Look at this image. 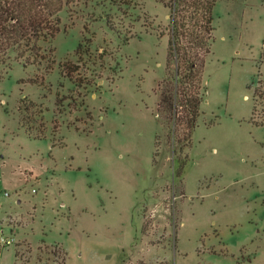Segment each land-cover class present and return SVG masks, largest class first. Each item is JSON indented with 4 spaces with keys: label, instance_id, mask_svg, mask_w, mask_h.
Here are the masks:
<instances>
[{
    "label": "rangeland",
    "instance_id": "374dc122",
    "mask_svg": "<svg viewBox=\"0 0 264 264\" xmlns=\"http://www.w3.org/2000/svg\"><path fill=\"white\" fill-rule=\"evenodd\" d=\"M212 12L185 139L161 0H80L49 58L0 62V264H264V0Z\"/></svg>",
    "mask_w": 264,
    "mask_h": 264
},
{
    "label": "trees",
    "instance_id": "16d2710c",
    "mask_svg": "<svg viewBox=\"0 0 264 264\" xmlns=\"http://www.w3.org/2000/svg\"><path fill=\"white\" fill-rule=\"evenodd\" d=\"M78 1L0 0V62L5 61L11 51L24 64L49 58L46 54L51 53L47 52L45 43L60 30V11ZM161 1L170 10V35L167 72L159 83L158 115L167 113L172 131L182 127L185 139L196 123L205 91L202 72L210 51L216 0ZM173 62L176 66L170 71ZM60 66L69 77L75 71L68 61ZM262 93L255 88V97H261ZM64 262L65 257L54 264Z\"/></svg>",
    "mask_w": 264,
    "mask_h": 264
},
{
    "label": "built area",
    "instance_id": "2783aa9c",
    "mask_svg": "<svg viewBox=\"0 0 264 264\" xmlns=\"http://www.w3.org/2000/svg\"><path fill=\"white\" fill-rule=\"evenodd\" d=\"M0 239H1L2 242H5V241L9 242L10 241V239H6V237L4 235H1Z\"/></svg>",
    "mask_w": 264,
    "mask_h": 264
}]
</instances>
